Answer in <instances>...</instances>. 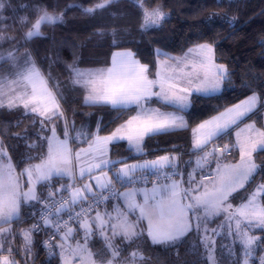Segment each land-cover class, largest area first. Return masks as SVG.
<instances>
[{
  "label": "snow or ice",
  "instance_id": "6c2138e0",
  "mask_svg": "<svg viewBox=\"0 0 264 264\" xmlns=\"http://www.w3.org/2000/svg\"><path fill=\"white\" fill-rule=\"evenodd\" d=\"M116 2L100 0L92 7L68 4L59 14L50 13L37 5L33 19L19 17V22L28 27L25 37L31 40L44 37L42 26L62 24L69 9L79 8L84 14L93 15ZM132 2L142 14L143 31L159 27L167 19V13L159 5L150 4L149 0ZM11 7L8 0H0V26L7 25L8 20L12 19L4 15ZM215 18L216 14L213 13L209 20ZM223 19L229 24L233 23L227 16ZM4 30L0 27V31ZM112 35L115 44L116 31ZM16 50H9L7 58L0 52V61L15 63ZM156 55L160 59L154 73L147 64L135 59L131 51L115 53L111 66L104 69L85 71L75 64L68 65L73 85L86 90L85 104L107 105L118 113L129 110L136 113L104 136L99 135V123L96 132L81 131L72 136L69 129L75 131L74 124H69L65 119L64 138L60 139L56 134L55 122L64 119L60 104L62 94L54 93L48 87V82L31 61H25L31 67L15 73L19 80H11V84L21 81L31 84V93L25 92L17 98L26 110L39 117L33 123H39L41 128L51 125V136L45 137L46 156L40 163L24 168L19 175L15 174V166L0 140V253H8L0 255V264H19L15 255L19 254L20 249L13 246V240L22 236L23 250L27 256L32 252L34 236L41 231L49 236L43 242L49 254L52 255L58 247L63 264H72V257L85 252L89 264H96L91 259L93 253L86 245L97 230L106 245L105 249L96 254L100 264H137L138 257L144 261L143 255L133 251L130 258L121 257V250L113 239L119 235L130 242L129 246L136 244L144 233L142 221H147V237L153 245L177 246L189 234H199L203 228L204 235L200 242L204 245L206 259L211 264H221L215 255V240L208 235L207 227L210 217L219 216H223L228 234L240 242L243 250L242 264H250V261L255 264L253 254L264 250V236L252 233L254 228L264 233V202L260 200L264 196V183L259 184L246 197H238L237 194L241 189L248 192L245 185L254 180L261 168L253 154L264 153V128H257L255 122L246 124L244 128H240V125L245 119L256 115L258 110H264V92L258 94L253 90L251 95L224 107L222 111L219 107L214 109L215 115L209 116L192 129V150L185 153L189 156L188 160L183 159L185 154H181L178 149L174 150L173 155L166 154L133 164H129L126 159L112 160L108 155L109 145L121 140H126L131 150L144 154L146 138L186 128L188 121L185 117L195 102L202 98H218L225 80L230 83V73L225 65L215 63L214 48L210 43H197L181 57L171 56L160 49L156 50ZM11 75L12 72L9 73ZM4 83L5 78L0 77V96H3ZM245 87L251 88V85L246 84ZM14 99H9V108L17 106ZM153 104L158 106L153 107ZM235 129H239L236 131L235 144H224L222 147L216 144V141L231 135ZM76 140L87 144V147L74 149L72 144ZM233 148L238 149L239 160L227 162V156L232 154ZM137 173L140 175L137 176ZM147 174L156 177L150 191L135 188L123 193L115 191L117 184L127 187L135 185L138 180H147ZM25 175L28 178L26 191L20 184V179ZM65 176L69 177L71 183L59 184L58 187L50 183L53 177ZM90 180H94L95 185L89 183ZM77 181L83 183L77 186ZM42 182L51 189L46 196H38L36 193V184ZM137 191L143 192V202L134 199ZM63 192H67L68 196L61 195ZM113 196L124 198L127 211L120 207H114L112 212L100 210V205ZM237 198L241 199V203L234 206L233 201ZM32 201L42 205L38 212L32 213L34 222L22 232H15L11 227L12 222L21 221L22 206ZM35 207L32 205V208ZM129 214L134 219L130 220ZM72 222L84 230L83 248L77 243L73 249L66 243L74 232ZM211 232L215 235L216 229ZM57 237L58 242L53 244L52 241ZM109 253L111 258H107ZM229 254H232L231 249ZM117 257L121 259L117 260ZM235 264H241V260L238 258ZM258 264H264V255L258 257Z\"/></svg>",
  "mask_w": 264,
  "mask_h": 264
},
{
  "label": "trees",
  "instance_id": "16d2710c",
  "mask_svg": "<svg viewBox=\"0 0 264 264\" xmlns=\"http://www.w3.org/2000/svg\"><path fill=\"white\" fill-rule=\"evenodd\" d=\"M8 2L12 7L4 14L12 19L8 20L7 25L0 26L6 29L0 31V36H7L1 50L17 46L19 49L30 48L46 75L51 72L48 74L51 83H54V77H58L61 79L59 82L64 83L61 84L63 89L61 88L59 94L63 96V106L70 123L72 124L73 115L78 121L83 117L85 119L87 113H93L94 117L99 115L103 118L104 124H101V134L111 133L135 112L129 110L118 113L107 105L85 104V90L71 85L68 65L107 68L115 51L131 49L154 73L160 59L156 55L157 49L179 57L197 43H210L214 46L217 61L227 65L230 83L229 80H225L223 91L218 98L211 100L202 98L195 102L194 107L189 109V114L186 115L189 122L186 128L151 139L146 138L144 154H133L127 142L114 144L112 152L114 154L121 150L127 152L128 156L125 157L127 162L175 154V149L181 154L190 153L192 129L209 116L215 115L214 109L219 107L222 111L224 107H229L251 95L253 90L258 94L264 92V0H221L220 3L217 0H149L150 4L159 5L167 13V19L162 21L159 27L147 31L141 29L142 14L132 0H117L116 3L98 10L93 15L84 14L79 8L69 9L62 24L42 26L44 37H34L31 40L26 39L28 27L21 25L19 17L33 19L37 5L46 8L50 13L59 14L68 4L92 7L100 0H8ZM21 5L30 7L21 8ZM14 9L17 11H13ZM213 13L216 14V18L210 21L209 17ZM225 16L233 23H227L223 19ZM113 31L117 33L115 44ZM6 63H3L0 69L4 68ZM246 84H250L251 88L245 87ZM261 114L262 110L257 114L260 124L263 123ZM38 119L33 114H26L22 108L0 106V137L18 172L46 156L45 137L49 130L47 126L41 128L39 123H33ZM224 139L218 143L220 145L225 143ZM232 152L233 155L228 157L238 159L239 154L233 149ZM257 159L263 166V172L248 185L246 188L248 192L243 190L237 194L238 197H246L259 180L264 181V153L258 152ZM52 181L50 183L57 186V182L62 181V178H55ZM44 188L47 189V186ZM240 200L237 198L234 201ZM27 211L28 208L24 206L21 221H14L19 233L24 227L29 226V223H33L32 213ZM254 233L264 236L259 229ZM203 235L202 232L189 234L183 243L177 246L153 245L150 238L143 235L131 247L133 251L140 249L144 261H140L139 257L137 260L143 264H211L207 261L204 245L200 242ZM209 235L215 240V255L221 264H235L238 258L242 264L240 246L227 244L217 230L215 235ZM16 239L23 243L22 236ZM261 255H264V250H258L253 254L255 264H258V257ZM26 258L27 264H61L57 253L50 255L44 251L40 245V238L36 235L32 252ZM250 262L252 264V261Z\"/></svg>",
  "mask_w": 264,
  "mask_h": 264
},
{
  "label": "rangeland",
  "instance_id": "374dc122",
  "mask_svg": "<svg viewBox=\"0 0 264 264\" xmlns=\"http://www.w3.org/2000/svg\"><path fill=\"white\" fill-rule=\"evenodd\" d=\"M0 37H4V39H0V52L4 53L5 58H7V52L9 50L17 49L15 51V55L17 57L15 63H13L11 61H8L5 64V67L2 68V69H0V77H4L5 78V83H4V86H3V96H0L1 104L3 106L8 107L7 105L9 103V99L16 98V99H14V102L16 103L17 106L16 107H13V108H22L26 114H33L30 111L26 110L23 107V104L20 102V99L17 98V97H21L25 92H27L28 94H30L31 93V84L28 83L27 81H21L18 84H11L10 83L11 80H19V77L17 75H15V73L20 72V71H25L26 68L31 67V64H26L25 61L26 60L27 61H31V62H33L35 64L36 68L40 71L41 75L48 82V87L54 93L59 94L61 88L63 89V87H61V84H64V83H60L59 80H61V79H59L58 77H56V78L54 77L53 82L55 84L54 83H51L50 77H49V75L51 74V72L49 71L48 74L49 73L50 74L49 75L48 74L46 75V73L43 71L42 67L38 63V60L35 58V56H34V54H33V52L31 51L30 48H22V49H19V47L17 46V47H12V48L7 49V50H1V46L7 40V36H4L3 35V36H0ZM213 48H214V46H213ZM127 51H131L132 53H134V51L131 50V49L117 50V51H115L113 53L112 59H113V56H114L115 53H117V52H127ZM25 54H27V55H25ZM179 57H181V56H179ZM135 59L139 60L140 63L144 64L136 55H135ZM214 61H215V63L217 65L222 64V65H225V67L227 68V65L226 64L220 63V62L217 61L215 48H214ZM3 63H5V61H0V67H1V65ZM157 66H158V64H157ZM76 67H78V66H76ZM78 68L79 69H82V70H85V71H87V70L104 69V68H81V67H78ZM10 72H12L13 75L9 76V73ZM71 83H72V77H71ZM71 83L68 84V87H70V84ZM71 85L73 86V83ZM76 86H78V85H76ZM60 104H61V108L64 111V119L57 120L55 122V128H56V134H57V136L60 139H63L64 138L63 131H64V128H65V119L69 122V124H71V123H70V121L68 119L66 110H65V108L63 106V100L62 99L60 100ZM152 106L153 107H156L158 105H152ZM259 112H260V110L257 112V114ZM135 114L136 113H134L133 115H135ZM257 114L254 115V116H252L251 119H245L244 122L241 123L240 128H244L246 124L253 123V122L256 123V127L257 128H264V110H262V114H261L262 119H263L262 120L263 121L262 124L259 123V120H258L259 117L257 116ZM33 115L36 116V114H33ZM72 117H73L72 124H74V127H75V131H72L71 128L69 129V131H70V133H71L72 136H75L76 135V132H81V131L84 132V133L96 132V130H97V124L98 123L100 124V127H102L101 124L104 125L103 124V118L100 117L99 115H95V117H94L93 113H87L85 115V119L83 117L79 121L76 118H74L75 117L74 115ZM185 118L188 121L187 117H185ZM94 119H96V120H94ZM106 124H107V122H106ZM188 125H189V122H188ZM47 127H48V130H49V132L47 134V137H50L51 136V131H50L51 125H49ZM236 131H239V129H235V130L231 131V135L226 136V138L224 139L225 140L224 141L225 144H229V145L235 144V141H236ZM109 134H101L99 132V135H101V136L109 135ZM243 135H248V133H244ZM0 140H2L1 137H0ZM193 140H194V135H193V139H192V144H193ZM123 141H126V140H121V141H118V142H113L112 144L109 145L108 155H109V157L112 160H121V159H125V157L128 156V153L125 152V151H123V150L118 151L117 152L118 154H114L112 152L113 145L114 144H117L119 142H123ZM218 141H216V143ZM70 143H71V141H70ZM217 145L219 146V144H217ZM72 146L75 149V148H78V147H87V144L81 143L80 140H76L75 143L72 144ZM4 147H5V150L7 151L8 157H11V155H10V153H9V151L6 148L5 145H4ZM191 149H192V145H191ZM233 150H235V152L238 153V149L233 148ZM132 153L134 154L136 152L133 150ZM257 153H254L253 154V157H254L256 163L258 165H261V168L258 169V172L255 175L253 181L256 180L255 178H256L257 175H259V174H261L263 172L262 171L263 170V166H262V164L257 159ZM136 154H138V153H136ZM188 159H189V156H185L184 157V160H188ZM194 159L195 158L193 157V161H194ZM11 160H12V158H11ZM238 160H239V157H238V159H234L232 157H228L227 156V162H236ZM40 162H41V160L40 161H37V162H34V163H31L27 167H30V166L35 165V164H38ZM12 163L14 165L13 160H12ZM213 167H215V165H213ZM15 174L16 175H19L20 174V172L17 171L16 167H15ZM77 175H78V171H77ZM139 175H140V173H137V176H139ZM109 176H111V174H109ZM55 178H62V181H60L59 183H57V187L59 186V184L71 183V181L69 180V177H67V176H65V177H53V179H55ZM27 180H28V178H27L26 175L23 176L20 179V184L24 188L25 191L27 190V187H28ZM79 182H80V184L83 183V181H79ZM88 182L89 183H92L93 185H95V181L94 180H90ZM154 183H155V180L154 181H150V182H146V183L138 182V183H135V185H131V186H127V187H122L121 185L117 184L115 189H118L117 190V193H123V192H126V191H131L133 188L138 189V190L147 189V190L150 191L151 188L153 187V184ZM261 183H264V181L263 180H259L254 185V187L251 190V192L254 191L255 188L259 184H261ZM249 184H246L245 185V188H247ZM45 185L46 184L43 183V182L36 184V193H37L38 196L39 195H45L46 196L47 195V192L50 191L49 188H47V189L44 188ZM241 191H243V189H241L240 192ZM134 199L137 202H143V192L142 191H137ZM260 200L262 202H264V196H262L260 198ZM240 203H241V200L240 201H233L234 206L235 205H238ZM37 204H38L37 201H32L29 205H23L22 206V209L25 206V207L28 208V211L27 212L30 213V211L32 209H34V208H32V205H37ZM114 207H120L122 210L127 211V205H126L125 200H124V198L122 196H113L109 201H107L105 203H102L100 205V210L102 212L105 211V210L108 211V212H112ZM92 215H95V213H92ZM113 215H115L114 212H113ZM137 215H138V213H137ZM129 219L130 220L131 219H134V216L132 214H129ZM31 224L32 223H29V227L31 226ZM141 224H142V227H143V230H144L143 235H147V231H146V229H147V221H142ZM71 226L73 227L74 232H73L72 236L69 237L68 241L66 242L67 245H71V247L73 249L76 248V244L77 243H79L82 248L85 247V244H84V230L82 228H79L78 224L75 223V222H72ZM5 227H8V225H5ZM11 227H12V229L15 232L19 233L18 229L15 227V225L13 224V222L11 224ZM207 227L209 229L208 235L209 234H212V232H211L212 229H216L217 232L219 234H221L220 236L222 237V240H224L227 244H229L230 246L231 245H236V246L238 245V246L241 247L239 240L236 239L233 235L228 234L226 222H225L223 216L210 217L208 219V221H207ZM255 230H257V229H255V228L252 229V233H254ZM201 232H202V234H204L203 233V228L201 229ZM108 234L111 235L110 232ZM36 237H38V236H36ZM58 240H59V238H58ZM58 240H56L55 243H57ZM113 242L121 250V257L130 258V254L132 253L133 250H132V247L129 246L130 242L128 240H124V239H122L121 236L118 235V236H116L113 239ZM137 245H139V242L137 243ZM13 246L15 248L20 249L19 254L18 255H15V259L19 262V264H25V261L28 262V260H27V258L25 256V252L23 250V245L20 244L19 242H17V239L13 240ZM5 247H7V244H5ZM86 247H87L88 250H90L93 253V256L91 257V259L94 260V261H96V264H100V258L96 254L98 252H100L102 249H105L106 245L104 243L103 237L99 234V231L98 230L96 231V233H95L94 236H92V237L89 238V241H88V244L86 245ZM241 249H242V247H241ZM56 250H57V255L60 257L61 264H63V258H62L61 254H60V249L57 247ZM136 251H139L140 252V249H136ZM0 255H8V253L5 251L3 253H0ZM121 257H117V260H120ZM241 257L243 258V250H242ZM107 258H111L110 257V253H109V255H108ZM82 262H83V264H89V261H88V257H87L86 252L85 253H80V254L76 255L75 257H72V264H82ZM137 264H143V263H141L140 261L137 260ZM250 264H251V262H250Z\"/></svg>",
  "mask_w": 264,
  "mask_h": 264
},
{
  "label": "built area",
  "instance_id": "2783aa9c",
  "mask_svg": "<svg viewBox=\"0 0 264 264\" xmlns=\"http://www.w3.org/2000/svg\"><path fill=\"white\" fill-rule=\"evenodd\" d=\"M220 147H222V145H221ZM231 155H233V152H232ZM231 155H228V156H231ZM154 180L156 181V177H155V176H152V175H150V174H148V175H147V180H138L136 183H138V182L146 183V182H150V181H154ZM161 180H163L162 177H161ZM50 190H51V189H50ZM61 195L67 197V196H68V193H67V192H63V193H61ZM41 207H42V205H40L39 209H38L36 212H38V211L40 210ZM65 219H66V218H65ZM33 222H34V221H33ZM36 236H38V237L40 238V245L43 247L44 251L47 252V253L49 254V250H48V249L44 246V244H43V242H44L45 240H48V239H49V236L46 235L44 231H41L40 233L36 234ZM58 238H59V237H57L56 239H54V240L52 241V243L55 244V242H56V240H58ZM54 254H56V249H55V251H54V253H53L52 255H54Z\"/></svg>",
  "mask_w": 264,
  "mask_h": 264
},
{
  "label": "crops",
  "instance_id": "0c3cea01",
  "mask_svg": "<svg viewBox=\"0 0 264 264\" xmlns=\"http://www.w3.org/2000/svg\"><path fill=\"white\" fill-rule=\"evenodd\" d=\"M111 63H112V61H111ZM110 66H111V64H110ZM110 66H108V67H110ZM85 90V89H84ZM85 95H86V90H85ZM97 105H99V104H97ZM154 105V104H153ZM259 111V110H258ZM197 127V126H196ZM195 127V128H196ZM226 138V137H225ZM123 142H126V141H123ZM216 144H219L218 142L216 143ZM225 143H221V145L223 146ZM220 144H219V146H221ZM171 155H173V154H171ZM153 159H156V158H152V159H139V160H136V161H130V162H128L129 164H133V163H143L144 162V160H153ZM183 159H184V156H183ZM117 167H119V165H117ZM96 174H99L98 172L96 173ZM109 174H111L112 175V173L111 172H109ZM77 183V186H79V184H80V182L78 181V182H76ZM117 190L118 189H115V191L117 192ZM39 207H40V205H39V203L36 205V207L34 208V209H32L31 210V213H33V212H36L38 209H39ZM78 210V209H77ZM64 218H67L66 217V215H64ZM13 224H14V221H13ZM15 225V224H14ZM15 227H16V225H15ZM29 226H27V227H24L23 229H26V228H28ZM17 228V227H16ZM22 229V230H23ZM22 230H21V232H22ZM23 240V239H22ZM17 242H19L18 240H17ZM21 244V243H20ZM22 245H23V243H22ZM56 253H57V250H56Z\"/></svg>",
  "mask_w": 264,
  "mask_h": 264
}]
</instances>
